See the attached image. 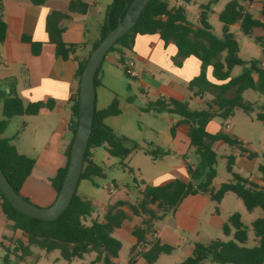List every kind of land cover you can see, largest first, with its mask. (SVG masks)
<instances>
[{
    "label": "trees",
    "instance_id": "1",
    "mask_svg": "<svg viewBox=\"0 0 264 264\" xmlns=\"http://www.w3.org/2000/svg\"><path fill=\"white\" fill-rule=\"evenodd\" d=\"M33 5H43L47 0H29ZM131 0H113L107 10L109 12V27L113 28L119 17L123 16L122 10L126 2ZM188 2V0H183ZM218 0H210L199 6L198 23H191L185 10L181 6L169 7L162 0H150L143 9L139 19L131 30L121 37L108 51L106 56L115 52L118 54L117 66L125 77L131 78L127 73L125 52H130L138 35H158L164 45L172 43L177 49V55L173 59L175 65L181 66L185 59L195 58L200 63L197 76L192 78L188 84V90L192 98L203 100L206 94L210 99L204 101L203 109L192 110L187 101L157 100L150 103L146 112L167 113L179 118L177 124L187 126V137L189 147L192 149L194 162H187V181L178 179L164 184L144 185L139 190V199L134 204L122 200L115 201L109 205L103 215L102 221L90 219L93 213V205L90 201L79 197L76 192L66 210L52 222L33 219L16 212L6 201L0 191V211L9 224L12 232H20L25 241L19 239L10 241L12 250L6 249L4 261L9 254L17 255L19 259L29 256L30 247H37L46 253L57 251L61 259L71 262L74 259H83L84 255L94 253L95 258L89 264H115L121 249V242L112 235L115 230L121 229L128 215L147 217L141 226L134 228L131 235L135 238V244L130 248V256L127 264H136V257H140L146 264H154L161 255H168L172 247L163 244L159 239L153 238L147 242L146 236L153 227L152 222L161 220L164 215L174 210L187 196L206 194L217 204L221 202L226 193H233L239 198L248 212L259 208L263 216L251 223V229L256 239V245L246 247L247 228L241 222V216L233 213L228 217L227 224L222 225V233L232 239L228 241L213 240L207 244L195 243L193 249L179 264H203L209 260L212 264H264V188L249 182L241 176L232 172L235 157H226V170L231 175V180L220 185L216 192L210 189L211 183L216 176L215 164L216 153L212 146L222 141L230 147H237L240 152L247 153L249 159L254 157L245 145L233 137L218 132L210 134L206 131V125L213 121H220L221 127L224 121L233 117L236 110L250 114L252 106L242 98V94L251 90L264 96V67L260 59L244 61L239 57V44L235 35L231 32L233 25H238V31L248 38H252L259 51L264 54V0L259 9L260 19L244 8L243 4L252 5L254 0H231L217 14V21L221 24L220 36L214 35L212 27L208 22L212 13V6ZM88 5L81 0H69L67 12L49 13L46 17L45 31L48 42L55 46L56 56L62 60L73 59L77 61L75 77L77 89L69 102L71 104V123L69 129L72 139L66 152L67 163L58 169L50 180L51 187L59 192L65 176L70 149L77 127L78 89L80 77L87 58L77 60L74 56L77 46L66 45L62 41L64 32L60 23L70 19L71 14H85ZM107 19L100 29V39L106 36L108 29ZM258 31L257 35L254 32ZM7 26L3 19L2 0H0V44L5 41ZM23 41L31 45L33 55H38L41 44L33 43L24 38ZM94 46V48L98 45ZM93 48V49H94ZM241 68L240 74L232 76L234 68ZM95 74V89L100 85L99 72ZM211 69L212 81L207 79V69ZM134 79V78H133ZM1 119L0 135L5 131L8 121L14 117L35 116L43 109H51L53 101H38L24 104L12 87L5 92L0 85ZM120 114L118 100L114 97L111 103L104 109H95L92 122L91 134L88 146L84 154L83 166L80 180H92L103 177L102 169L93 163L90 149L105 146L107 153L115 158L125 159L137 145L128 148L124 145L125 138L117 136L112 129L104 124L108 117ZM256 119L264 125V109L256 114ZM171 127L170 132L173 133ZM150 154V152H145ZM154 156H163L155 150ZM35 160L17 152L11 140L0 138V169L10 184L11 188L18 194L25 180L30 176ZM264 181V167H258ZM204 174V179L197 185L192 180L198 179ZM93 183V182H92ZM26 200V199H25ZM217 208L215 212L217 213ZM159 217V218H158ZM0 245H2L0 243ZM136 256V257H135Z\"/></svg>",
    "mask_w": 264,
    "mask_h": 264
},
{
    "label": "rangeland",
    "instance_id": "2",
    "mask_svg": "<svg viewBox=\"0 0 264 264\" xmlns=\"http://www.w3.org/2000/svg\"><path fill=\"white\" fill-rule=\"evenodd\" d=\"M103 1L106 4L112 2V0ZM162 1L166 2L169 7H173L181 2V0ZM208 1L191 0L188 5H185V7H188L187 18L191 23H194L197 18L199 6L206 4ZM229 1L231 0H219L211 8L214 13H217ZM261 3L262 0H254L253 5L249 9V12L255 19H260L259 8ZM214 15L209 16L208 22L212 27L214 35L220 36L221 24L216 20V16ZM231 32L234 33L235 39L239 44V57L242 60L249 61L258 58L259 49L252 38L244 36L236 29H231ZM258 33L256 31L255 35ZM125 58L131 61L134 60L131 52H125ZM117 59L118 54L111 52L101 63L99 76L104 72L106 78L103 80V86L96 89V108L98 110L106 108L112 99L116 97L120 114L106 118L104 124L112 129L117 136L125 138L124 145L126 147L132 148L133 145H137V149L133 150L125 159L110 156L105 146L90 149L91 160L102 169L103 177L94 178L92 180L93 183L88 180H81L76 189L78 196L90 201L93 205V213L90 219H102L104 208L111 205L117 199L129 204L136 203L139 199V190L144 185L163 184L174 179H181V174L176 168L181 165L182 160L194 162L192 149L189 145L188 149H185L181 155L169 153L171 134L168 115L145 111L148 105L152 103L153 97L142 91L139 79L125 77L121 68L112 64V60L115 61ZM134 68L139 73V68ZM240 72L241 68L236 67L232 70L231 75L236 76ZM159 77L162 78V74ZM166 77H168L167 74ZM143 78L149 85H154L158 81L157 76L151 78L149 75L143 74ZM210 97V95L206 94L203 102L209 100ZM242 98L251 104V113L245 114L241 110H236L233 117L223 122L222 128L229 137H233L228 133L233 130L240 137L241 141L245 142L249 152L254 154V160L249 162V168L240 165L238 160L232 168L233 173L248 181H253V177L259 179L262 177L258 171V167H264V125L256 119V114L262 112L264 109V96L247 90L242 94ZM186 101L192 110L203 109V105L199 104V99L192 98ZM169 116L173 119H179L175 115ZM26 117L29 125L28 128L39 122L34 117ZM15 120H20V117H16ZM18 122L14 121L13 123L14 125L16 124L12 127L11 133L13 135L17 133L18 126L21 125V122ZM172 136L175 137L174 131ZM29 139L30 134L29 130H27L22 137V145H26ZM178 141H183V139ZM230 149V146L223 143L216 144L213 147L217 155L215 164L216 176L210 186L213 192H216L221 184L231 180V175L226 170V157L231 154L238 157L239 154L238 151L232 152ZM155 150H158L160 154H166L154 156L155 154L152 153ZM145 152H150V154H145ZM28 156L32 157L37 163L40 160V157L38 158V155L33 152H30ZM203 179L204 174L198 179L192 180V183L197 185ZM189 202H194V204L188 206ZM216 208L218 210L217 213L215 212ZM123 209L128 215L124 223V231L119 233V237L117 233H113L112 235L121 242V249L118 253L116 264H127L131 247V243L127 240L131 237V231L141 226L142 221L147 218L132 216L127 207ZM233 213H238L241 216V222L247 228L245 246L252 247L256 245L251 223L263 216L261 209L256 208L248 212L242 201L233 193H226L219 204L212 201L208 195H198L191 199L182 200L174 210L167 212L161 220L158 219L152 222L153 227L146 237L147 242L156 238V227L159 241L172 247V251L168 255H161L154 264H179L190 255L195 243L207 244L216 239L222 241L231 240L233 231L231 235L224 236L222 225L227 224L228 217ZM0 216H3L1 211ZM10 234L11 241L24 238L21 233L12 232L9 227L5 226L3 219H0V243H2L0 245V264H89L95 258L94 253H89L84 255L83 259H74L68 263L60 258L57 251L46 253L37 247L31 246L29 256L21 260L18 257L19 253L17 255L11 253L5 262L4 258L7 254L5 248L9 250L13 248V245L9 244L8 235ZM203 264L212 263L206 260Z\"/></svg>",
    "mask_w": 264,
    "mask_h": 264
},
{
    "label": "crops",
    "instance_id": "3",
    "mask_svg": "<svg viewBox=\"0 0 264 264\" xmlns=\"http://www.w3.org/2000/svg\"><path fill=\"white\" fill-rule=\"evenodd\" d=\"M81 1L88 5L86 13L71 14L70 19L60 23V26L64 29L62 41L66 45L77 46L73 56L77 60L87 58L94 46L98 43L100 29L107 18V10L112 3L106 4L103 0ZM190 1L184 2L181 0L175 6L183 7L187 15L188 7H185V5H188ZM68 3L69 0H47L43 5L36 6L29 0H2L3 19L7 26V33L5 41L0 44L1 88L5 92H8V87H12L24 104L46 100L53 101L51 109H43L38 115L31 116L39 120L37 124L28 128L29 125L26 116L20 117V120H15L16 117H14L8 121L5 131L0 135V138L11 140L18 153L28 156L30 152H33L38 155V158L40 157L38 163L35 161L30 176L25 180L20 189L21 197L39 207L50 206L56 198V192L51 187L50 180L55 176L56 171L64 167L67 163L66 152L72 139V134L69 129L72 119L69 100L77 89V79L75 77L77 61L71 58L62 60L60 57H57L55 46L48 42L45 31L47 15L53 11L67 12ZM243 5L247 11L252 6H248L247 4ZM198 12L199 10L197 11V16ZM219 12L214 13L212 9L210 15L215 14L214 16H216L217 20V14ZM197 23L198 17L193 24L196 25ZM231 29L238 30V25H233ZM24 38L29 39L33 43L41 44L38 55L32 54L31 45L23 41ZM130 52L134 57L132 61L134 67L139 68V73L134 68L138 74L134 79H139L142 85V91L153 97L152 103L157 100L167 101L173 99L186 101L192 99V94L188 90L187 84L199 73L200 63L198 60L190 57L185 59L181 66L175 65L173 59L177 55L176 47L172 43L164 45L158 35L136 36ZM256 59H260L264 67V54L259 51V56ZM112 64L117 66V60H112ZM143 74H147L151 78L157 76L158 81L154 85H149L143 78ZM161 74L163 76L162 78L159 77ZM166 74L168 77H166ZM105 78L106 74L103 72L98 77L100 83L98 87L103 86V80ZM207 79L212 81L210 68L207 69ZM199 101V104L203 105V100ZM162 114L168 115L170 129L174 127L175 137L170 132L171 147L168 149L169 153L181 155L185 149H188L189 145L187 126L177 124L179 119H173L167 113ZM14 121L21 122L15 135L11 133L12 127L16 125L13 124ZM205 129L210 134L218 132L225 134L218 120L209 122ZM27 130H29L30 139L26 145H22L21 140ZM228 133L243 143L245 148H247L245 142L241 141L240 137L233 130ZM180 139H183V141H178ZM219 143L225 144L219 141L214 143L212 148ZM230 150L232 152L236 150L239 154L238 157L231 154L235 157L234 165L238 160L240 165L249 168V162H252L254 160L253 158L249 160L247 153L240 152L237 147H231ZM186 164L187 162L182 160L181 165L176 168L181 174V179L179 180H188ZM252 180L249 182L260 188H264L262 178L253 177ZM198 195L206 194L187 196L183 201ZM191 204H194V202H189L187 205L189 206ZM107 208L108 206L104 208V213ZM0 219H3L5 226L8 228L9 224L4 216H0ZM102 219L97 220L102 221ZM122 231H124V224L121 229L115 230L114 233H117L119 237V233ZM155 231V237L158 239L156 227ZM8 238L11 241V234L8 235ZM20 240L24 242L25 238H20ZM127 241L131 243V247L135 244V238L132 235ZM136 264L146 263L140 257H136Z\"/></svg>",
    "mask_w": 264,
    "mask_h": 264
},
{
    "label": "water",
    "instance_id": "4",
    "mask_svg": "<svg viewBox=\"0 0 264 264\" xmlns=\"http://www.w3.org/2000/svg\"><path fill=\"white\" fill-rule=\"evenodd\" d=\"M149 1L131 0L126 2L122 10L123 16L119 17L117 24L113 28L109 27L108 15L110 10L108 12L106 18L109 27L108 32L91 51L80 77L77 127L70 149L67 170L54 202L48 207H39L25 200L11 188L0 169V191L16 212L33 219L52 222L69 206L80 180L84 154L92 129L96 98L94 84L96 71L101 66L108 51L135 25Z\"/></svg>",
    "mask_w": 264,
    "mask_h": 264
},
{
    "label": "built area",
    "instance_id": "5",
    "mask_svg": "<svg viewBox=\"0 0 264 264\" xmlns=\"http://www.w3.org/2000/svg\"><path fill=\"white\" fill-rule=\"evenodd\" d=\"M126 68H127V73L129 74V76L131 78H136L138 76V74L136 73V71L134 69L133 62L131 60L126 61ZM109 192H111V191H109Z\"/></svg>",
    "mask_w": 264,
    "mask_h": 264
}]
</instances>
